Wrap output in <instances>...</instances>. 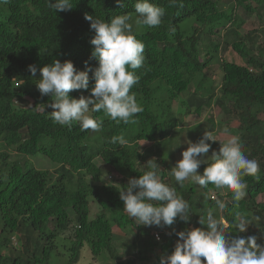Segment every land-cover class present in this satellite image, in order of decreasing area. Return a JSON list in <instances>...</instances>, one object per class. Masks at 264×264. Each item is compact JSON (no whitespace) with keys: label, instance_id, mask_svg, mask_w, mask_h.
<instances>
[{"label":"trees","instance_id":"1","mask_svg":"<svg viewBox=\"0 0 264 264\" xmlns=\"http://www.w3.org/2000/svg\"><path fill=\"white\" fill-rule=\"evenodd\" d=\"M135 2L125 0L121 9L116 0H79L69 12H55L47 0L0 5V264H58V259L76 264L85 245L98 261H117L115 227L136 231L129 249L134 256L126 264H135L134 258L159 264L162 255L174 251L175 232L206 227L198 221L209 210L224 217L231 235H255L264 244V45L255 31L241 32L246 19L241 18L237 27V11L260 17L264 0H150L166 10L164 23L155 28L135 24ZM85 13L105 22L129 14L133 34L145 45V64L135 70L140 82L132 89L143 107L135 123L117 124L103 112L92 113L103 121L102 131H81L78 124L71 129L54 124L52 109L41 110L45 107L41 104L51 100L36 87L40 68L56 59L73 62L79 71L85 70V62L98 66L90 59L95 33ZM224 44L243 65L221 58ZM214 64L221 71L219 84L213 77ZM30 65L38 69L34 77ZM91 76L89 72L90 88ZM180 95L190 97L188 115H201L204 108L216 105L227 117L236 116L244 154L259 163L260 179L244 177L248 187L240 202L233 201L230 192L220 196L212 185L202 188L207 195L220 196L226 203L223 212L215 208L214 196L203 201L199 195L200 200L195 185L185 182L180 188L168 174L165 151L173 157L174 146L164 144L181 123L174 110ZM209 122L214 125L212 119ZM114 135H123L129 143L123 147L109 143ZM213 150L218 152L219 147ZM38 154L56 165L53 172L33 166L28 157ZM153 158L162 180L176 186L189 202V224L177 219L164 228L138 226L123 210L119 191L130 178L148 170L145 164ZM205 167L201 165L202 173ZM106 173L109 181L104 180ZM92 206L97 209L93 219ZM238 215L252 220L245 233L235 228Z\"/></svg>","mask_w":264,"mask_h":264},{"label":"clouds","instance_id":"2","mask_svg":"<svg viewBox=\"0 0 264 264\" xmlns=\"http://www.w3.org/2000/svg\"><path fill=\"white\" fill-rule=\"evenodd\" d=\"M9 2L0 0V5ZM78 2L47 0L48 7L55 12L72 11ZM116 3L121 9L126 7L125 0H116ZM134 8L137 26L155 28L164 23L165 8L150 0H136ZM84 19L90 22V30L95 33L90 40L93 46L90 59L95 60L98 66L92 68L85 62V70L79 71L73 62L66 60L62 63L56 59L40 68L41 78L36 87L42 97H50L51 100V103L41 104L45 106L41 110L52 109L50 115L54 124L69 129L78 124L81 131H102L103 121L95 119L92 113L103 112L117 124L135 123L143 107L132 89L140 82L135 70L145 64V45L133 34L129 14L116 15L110 22H105L85 13ZM170 30L174 32L175 28ZM28 70L33 77L38 71L34 65H30ZM89 72L94 81L91 88ZM74 91L80 92L78 97L70 95ZM228 133L229 129L224 128L221 134ZM209 141L215 143L217 138L208 131L197 142L188 140L187 149L181 153L182 159L171 167L169 176L180 188L185 186L186 181L203 189L212 185L220 195L230 192L233 201H242L248 187L244 177L260 179L258 161L244 154L238 137L233 136L220 144L218 152L212 150ZM109 143L123 147L129 141L123 135H114ZM209 160L212 162L209 163ZM145 165L148 170L138 178H130L119 191L123 210L138 226L164 228L172 226L177 219L189 224V202L178 194L176 186L162 180L155 158ZM201 165H207L202 174L198 171ZM107 176L106 173V179ZM215 208L223 212L226 203L216 198ZM236 219L235 228L239 233L247 232L252 225V220L243 215H238ZM255 219L259 220V217ZM198 223L206 224V228L191 227L175 232L178 240L174 251L170 255H162L159 264H264V244L257 242V236L231 235L228 222L223 216L214 215L212 210L208 211L206 218L200 217Z\"/></svg>","mask_w":264,"mask_h":264},{"label":"rangeland","instance_id":"3","mask_svg":"<svg viewBox=\"0 0 264 264\" xmlns=\"http://www.w3.org/2000/svg\"><path fill=\"white\" fill-rule=\"evenodd\" d=\"M239 24L238 28L242 24L241 18L246 19L247 24L242 27L241 32L243 34H246L249 31H255L256 34L259 36L258 42L260 44L264 45V11H261L260 17H257L256 14L253 15H246V13L243 12V10L240 8V10L237 11ZM185 27V24L183 25ZM215 39H217L215 37ZM219 40H222L220 35L218 36ZM222 42V41H220ZM220 56L224 60H229L230 62H235L237 64L243 65L244 61L231 49V47L227 45H223L221 47ZM212 71L217 73L213 77H215L216 84H219L221 81V71L218 69V64L212 65ZM190 97H187L186 95H180L179 98L174 103V110L177 113L178 116H181V123L180 126H178L177 131L173 134L174 137L170 139V141H166L164 146H174L173 147V157L171 156V151L166 150L165 158L167 159V165L169 167V170H171V167L175 166L176 162L182 159L181 153L187 149V141L197 142L200 138H202L205 131L212 132L216 138L217 142L213 143L209 141V143L212 144V150L217 147H221L220 144H223L227 142V140L233 136L238 137V128H239V122L236 116L234 118L227 117L220 107L216 105H212L210 108H204L201 115H198L196 113L187 114V107H186V101L189 100ZM92 115V114H91ZM210 119L213 120L214 125H212L209 121ZM179 121V119H178ZM224 128L229 129L228 135H222V130ZM179 146V147H178ZM211 155V150L209 152V156ZM29 161L35 166L37 169H44L49 171H54L56 168V165L49 160L48 158H45L41 154H38L37 156H29ZM198 171L202 174L200 171V168ZM105 181H109L110 178L106 175L104 176ZM186 183H189L186 181ZM191 185H195L193 183H189ZM197 190L196 197L202 199H205L203 201H208L209 195L210 197L214 196V199L220 198L216 193L214 192L210 193L209 195L205 194L202 188L200 186L195 185ZM199 198V199H200ZM201 200V199H200ZM263 200V199H262ZM259 201H261V198H259ZM97 209L92 206L90 218H94L96 216ZM206 225V224H205ZM206 228V227H205ZM114 233L118 236V238L115 240L117 252H118V260H107V261H98V259L93 258L89 251V247L87 245L84 246L80 253V258L76 264H119L120 262L123 264H126L129 259H131L134 254L129 251L131 249V245L134 242L136 231L130 230V232L122 231L121 229L115 227ZM66 259V256L63 258V260ZM135 264H153L152 262H141L137 258ZM63 261L58 259V264H62Z\"/></svg>","mask_w":264,"mask_h":264},{"label":"built area","instance_id":"4","mask_svg":"<svg viewBox=\"0 0 264 264\" xmlns=\"http://www.w3.org/2000/svg\"><path fill=\"white\" fill-rule=\"evenodd\" d=\"M154 237H155V239H156L157 241H160V240H161L160 233H158V232H155V233H154Z\"/></svg>","mask_w":264,"mask_h":264}]
</instances>
